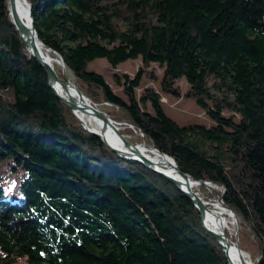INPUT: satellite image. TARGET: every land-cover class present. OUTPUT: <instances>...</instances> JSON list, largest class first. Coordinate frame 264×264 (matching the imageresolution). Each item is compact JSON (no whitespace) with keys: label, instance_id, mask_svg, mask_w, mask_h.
<instances>
[{"label":"trees","instance_id":"16d2710c","mask_svg":"<svg viewBox=\"0 0 264 264\" xmlns=\"http://www.w3.org/2000/svg\"><path fill=\"white\" fill-rule=\"evenodd\" d=\"M26 1L75 86L118 109L191 179L220 186L255 240L254 264H264V0ZM99 57L143 67L112 73L120 94L88 68ZM152 64L162 68L158 89L143 83L157 78ZM181 77L211 123L165 112L161 94L180 96ZM59 101L0 0V264H163L159 234L132 195L153 211L177 264H228L181 189L115 152Z\"/></svg>","mask_w":264,"mask_h":264},{"label":"rangeland","instance_id":"374dc122","mask_svg":"<svg viewBox=\"0 0 264 264\" xmlns=\"http://www.w3.org/2000/svg\"><path fill=\"white\" fill-rule=\"evenodd\" d=\"M50 53H52L50 51ZM52 55V54H51ZM54 56V55H52ZM57 60V62H54L55 66V72L56 70L59 71L63 76V68L61 66L62 61L60 58H57L54 56ZM59 60V61H58ZM142 66L141 61L139 58H129L127 60H124L120 62L116 67H112L109 65L104 58H96L92 62L88 64L89 69H95L98 72L102 73V75L105 77L107 81H109L115 88L117 89L118 93L121 94V86H117L113 82L112 73H118L123 74L127 73L129 76H133L137 70ZM143 67V66H142ZM153 70L154 73L157 75V78H152L150 76H144L143 77V83L144 85L153 86L155 89L159 88V79L162 74V68H160L156 64L150 65V67L147 69ZM64 71L66 73V76L68 79H70L72 82L74 81L73 75L70 73L69 70L64 68ZM150 73V72H148ZM74 84V82H73ZM176 85H179L181 88V95L180 96H174L169 93H162L161 100L163 101V108L165 112L174 118L179 124H187V123H204L209 124L211 123V120L208 118L207 113L205 109L200 107L193 98L184 96L183 91L187 89V82L184 79V77H181L177 80ZM139 92V89L137 90V93ZM84 94V93H83ZM92 105H95L99 107L101 111L107 113V115L111 116L116 115L122 118V120H116L110 116V118L118 124L120 127V131L122 134L129 139L130 141L134 143H141L146 142L142 138V134L139 133L131 123L125 120V116L122 115L121 112L118 111V109L113 108L109 103L105 101H101L98 99V102H92L91 98L84 95ZM73 112V111H72ZM109 113V114H108ZM82 123V122H81ZM83 124V123H82ZM84 127V125H83ZM85 128V127H84ZM129 130V132H128ZM127 131V132H126ZM137 131V132H136ZM146 144H149L146 142ZM151 145V144H150ZM187 180V179H186ZM8 181L15 182L13 178H8ZM190 181V180H188ZM206 184L198 183V182H192L191 188L194 189L197 194L200 196L201 200H203L206 205L210 209H214L218 212L226 213L228 208H224L225 205L223 204L220 193L222 188L218 186L217 184H214L210 181H205ZM130 192V191H129ZM125 196V193L122 192ZM133 198L132 202H134L137 205V208L139 210L140 215L145 216L148 218L154 229L155 232L159 234V244L157 245V251L161 254L163 258V264H177L174 261L173 258V251L174 247L172 246V243L170 241L164 240L163 236L160 233L159 229V222L157 221L156 216L153 214V211L148 207V205L142 203L135 195H132ZM218 203V205H216ZM221 204L224 206L222 207ZM231 212L230 210H228ZM233 212V211H232ZM234 218L230 216V219H228V226L226 227V237L228 241L235 243V240H238V244L241 250L246 252L250 259L252 264H254L255 259L258 256L257 253V247L254 238L249 232V229L244 228L241 226L240 219L233 213ZM176 252V251H175ZM11 264H27L25 256H15L14 261Z\"/></svg>","mask_w":264,"mask_h":264},{"label":"bare ground","instance_id":"6f19581e","mask_svg":"<svg viewBox=\"0 0 264 264\" xmlns=\"http://www.w3.org/2000/svg\"><path fill=\"white\" fill-rule=\"evenodd\" d=\"M12 8H13V11L17 15L19 24L22 27L21 35H22L23 40L28 45V46H26L27 49L30 51V53L32 50H35L36 53L40 56V58L43 59L44 61L48 62L53 68L54 62H57L56 58L51 55L50 50L47 47H45L44 44L42 43V41L37 37L36 31L33 32V30H31V19H32V17H31V6H30V4L26 0H13V7H12L10 5L9 0H8V13H9L11 19H12ZM12 21H13V19H12ZM13 23H14V21H13ZM22 31L25 34V38H24ZM61 66H62V64H61ZM62 68H65V66H62ZM54 71H55V69H54ZM59 79L61 81H64L63 78L61 79L59 77ZM70 82H72V81L70 80ZM55 88H56V91L65 98H72V99L79 101V102H88V103L90 102L85 97L83 100L80 101L79 96L77 94V90L74 88H71V87L63 88L62 86H57V85L55 86ZM95 107L99 108L97 106H95ZM77 115H78L79 120L83 123V125L85 127H88L89 129L94 130L96 132L103 131L102 135L106 138V140H108V142H110L111 144L119 146L120 140L118 139V136L115 134V132L113 131V129L110 125H104L102 123V120H100L99 118L92 115L91 112H80L79 110H77ZM119 129H120V127H119ZM128 132H129V130H128ZM133 145H135L144 155H146V157L151 160V162L153 163L154 166L157 167V169H160L161 171H163V172L167 173L168 175L174 177L177 181H179L181 183L180 184L181 186H183V184L184 185L187 184V186H189L191 190L196 192L194 189L191 188V183L196 182V181H194L191 178L182 177L178 173V170L176 168V165H175V162L173 159L169 158L166 155H163L162 153H160L159 151L154 149L151 145H148L146 143H143V142L140 143L139 142V143H133ZM188 180H190V181H188ZM196 194H197V192H196ZM203 203L206 205V203L204 201H203ZM216 205H218V203ZM221 206L224 207L222 204H221ZM206 207L209 208L208 205H206ZM224 208L226 209V206ZM228 210H230V209L228 208ZM228 210L226 211V213H222V212H218L214 209L212 210L209 208V211L203 212V215H202L203 222L206 226L211 228L213 231H216V232L224 235L223 240L226 242H224V241L223 242L227 246V251H228L227 254H228V258L231 261V264H252L249 255L240 249L239 244H237L236 240H235V243L230 242V241H228V239L225 235L226 227L228 226L227 225L228 219H230V216H232V218H234L233 212L231 210H230L231 212H229ZM225 238H226V240H225Z\"/></svg>","mask_w":264,"mask_h":264},{"label":"water","instance_id":"95a60500","mask_svg":"<svg viewBox=\"0 0 264 264\" xmlns=\"http://www.w3.org/2000/svg\"><path fill=\"white\" fill-rule=\"evenodd\" d=\"M10 5L13 7V0H9ZM12 19L14 21V24L16 26V30L19 32L21 40L23 42V44L25 46H28L27 43L23 40L22 36H21V25L18 22V18L16 13L13 11L12 8ZM31 30H33V32L35 31L34 26H33V22L31 19ZM31 54H33V56L44 66V68L46 69V71L48 72L49 75V84L53 87L56 96L58 97V99L63 102L65 105H67L69 108H71V110L73 111V113L78 117L77 115V110H79L80 112H91L92 115H94L95 117L99 118L100 120H102V123L104 125H110L113 129V131L115 132V134L118 136V139L120 140L119 146L118 145H114L111 144L110 142H108V140H106V138L102 135L103 131H99L96 132L94 130L89 129L88 127H85L88 131L98 135L109 147H111L115 152H117L118 154L128 157V158H133L136 159L140 162H142L143 164H145L146 166H148L149 168L153 169L154 171L158 172L159 174L163 175L164 177L168 178L170 181H172L178 188H180L194 203V205L197 207V209L200 212V218H201V223L203 225V227L218 241V243L222 246V249L225 253V256L228 260V264H231L230 259L228 258V251H227V246L224 244L223 240V236L222 234L213 231L211 228H209L208 226H206L203 222V212L204 211H209V208L206 207V205L203 203V201L201 200V198L196 194V192H194L193 190L190 189L189 186L184 185L181 186L180 182L177 181L174 177L168 175L167 173L161 171L160 169H157L156 166L153 165V163L151 162L150 159H148L146 157V155H144L135 145H133L134 142L130 141L129 139H127L122 132L119 129V126L117 125L116 122H114L105 112L101 111L100 109L96 108L94 105L90 104V102H79L76 101L72 98H65L63 97L61 94H59L56 91L55 86H62L63 88H74L77 90V94L79 96L80 101L84 99V94L81 92V90L79 88H77L72 82H70V80L67 78L66 73L64 71L63 68V80L61 81L59 79V77L57 76L56 72L54 71V69L52 68V66L44 61L43 59L40 58V56L36 53L35 50L31 51ZM62 66H64V63L62 62ZM86 98V97H85ZM88 99V98H87ZM154 149H156L154 146H152ZM157 151H159L158 149H156ZM160 152V151H159ZM161 153V152H160ZM163 155H166L164 153H162ZM168 156V155H166ZM169 158H171L170 156H168ZM172 159V158H171ZM176 165V164H175ZM176 168L178 170V173L185 178H190L188 176V174L182 172L178 166L176 165ZM198 183H203L206 184L205 181L203 180H194ZM226 240V238H225ZM224 241V242H223ZM237 244H238V240H236Z\"/></svg>","mask_w":264,"mask_h":264}]
</instances>
